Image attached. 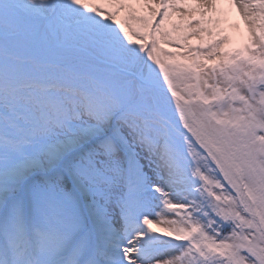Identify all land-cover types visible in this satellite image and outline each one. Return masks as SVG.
Segmentation results:
<instances>
[{
	"label": "snow or ice",
	"instance_id": "snow-or-ice-1",
	"mask_svg": "<svg viewBox=\"0 0 264 264\" xmlns=\"http://www.w3.org/2000/svg\"><path fill=\"white\" fill-rule=\"evenodd\" d=\"M230 2L237 48L218 0H0V264H264V0Z\"/></svg>",
	"mask_w": 264,
	"mask_h": 264
},
{
	"label": "rangeland",
	"instance_id": "rangeland-1",
	"mask_svg": "<svg viewBox=\"0 0 264 264\" xmlns=\"http://www.w3.org/2000/svg\"><path fill=\"white\" fill-rule=\"evenodd\" d=\"M158 2V0H157ZM219 2H222L219 4ZM224 0H218L217 4V9L219 10L220 8L223 9L224 5ZM129 3L132 5L133 8H135L138 12H145V11H150V9H145L142 7V0H129ZM188 3L190 5H196L198 3V0H188ZM226 3H230V0H226ZM236 9L238 7L235 5ZM162 10V9H161ZM125 12H121L118 19H123L125 16ZM193 15H198V13L193 14V13H184L182 11H176L173 10L169 19L165 21L164 27L172 32V38L176 40V43H164L163 40H161V43L159 47L164 49L165 53H178L179 55L174 56V57H165V59H172L174 61H178L181 63H192V57L196 55L195 49L198 48L201 44L205 43V41H210L212 37L208 36L207 33H201L199 35H190L195 28L197 27L195 24L191 28L189 27H181L176 30H173V25L174 24H181L183 25L186 20H191L193 18ZM209 16H216V12H210ZM236 18L235 22L232 26L233 31L236 32L237 38L233 40V42L228 45L229 48H237L243 46V44L247 40L248 36V26L244 21L243 16L240 14V11L236 13ZM156 19H160L159 16L156 17ZM155 23V22H154ZM208 27H212L213 29H218L220 27L208 24ZM224 29L225 33L229 35V28ZM186 37V38H185ZM151 42V38L149 37V43ZM201 55H203L201 53ZM214 62L218 61H212L209 60L207 63L212 64Z\"/></svg>",
	"mask_w": 264,
	"mask_h": 264
},
{
	"label": "bare ground",
	"instance_id": "bare-ground-1",
	"mask_svg": "<svg viewBox=\"0 0 264 264\" xmlns=\"http://www.w3.org/2000/svg\"><path fill=\"white\" fill-rule=\"evenodd\" d=\"M220 3L222 2H219V4ZM223 3H224L223 7L225 6L226 7L223 9L220 8L219 10H217L216 16H214L215 18H218L219 24L215 23L214 21L211 25L226 29L234 24L235 19H237L235 15L240 10L239 8L236 9L235 5L232 4L231 2L226 3V0H224ZM228 31H229V35L233 38V40H235L237 38V34L235 31H233V28L230 27Z\"/></svg>",
	"mask_w": 264,
	"mask_h": 264
}]
</instances>
